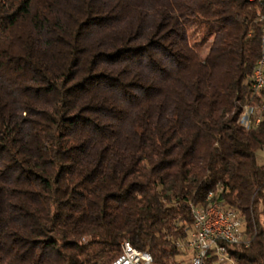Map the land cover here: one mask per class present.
Wrapping results in <instances>:
<instances>
[{"label": "trees", "instance_id": "1", "mask_svg": "<svg viewBox=\"0 0 264 264\" xmlns=\"http://www.w3.org/2000/svg\"><path fill=\"white\" fill-rule=\"evenodd\" d=\"M261 15L254 0H0V264H110L125 241L183 264L211 193L245 218L237 264H264V119L238 122Z\"/></svg>", "mask_w": 264, "mask_h": 264}, {"label": "built area", "instance_id": "2", "mask_svg": "<svg viewBox=\"0 0 264 264\" xmlns=\"http://www.w3.org/2000/svg\"><path fill=\"white\" fill-rule=\"evenodd\" d=\"M258 3L259 17V0ZM257 17V18H258ZM262 70L257 79L264 98V44L261 55ZM250 90L251 87L249 86ZM258 101V99H256ZM264 119L263 112L254 111V103L244 105L240 111L239 124L250 130V122ZM221 192L223 191V187ZM213 192V191H212ZM194 222L190 227L187 244L182 247L188 253L186 264H237L233 251L235 246L249 245L245 218L242 213L225 203L221 196L220 204L212 210H204V204H192ZM126 243V256H117L110 264H155L151 253L138 249L130 241Z\"/></svg>", "mask_w": 264, "mask_h": 264}, {"label": "bare ground", "instance_id": "3", "mask_svg": "<svg viewBox=\"0 0 264 264\" xmlns=\"http://www.w3.org/2000/svg\"><path fill=\"white\" fill-rule=\"evenodd\" d=\"M259 6L262 11L260 21L263 22V39H264V0H259ZM261 70H262V63H261V57H260L256 63L253 75L251 76V80H250L251 98H250V101L245 104V105H250L251 103H254V111L256 112H263V107H264V98H259V96L261 95L260 84H257V79L259 75L261 74ZM256 99H258V101H256ZM262 121L263 120H258V125H257V122H250V130L257 128L262 123ZM213 197H214V194L211 193L208 199L209 202L207 206L204 207V210H212L215 208L216 205L220 204V201L212 200ZM119 256H126V243L123 244V250Z\"/></svg>", "mask_w": 264, "mask_h": 264}, {"label": "rangeland", "instance_id": "4", "mask_svg": "<svg viewBox=\"0 0 264 264\" xmlns=\"http://www.w3.org/2000/svg\"><path fill=\"white\" fill-rule=\"evenodd\" d=\"M257 160L260 164L264 165V148L260 149L257 153ZM179 259L184 260L183 264H186L187 259H188V253L186 252V250L184 251V255L181 256Z\"/></svg>", "mask_w": 264, "mask_h": 264}]
</instances>
